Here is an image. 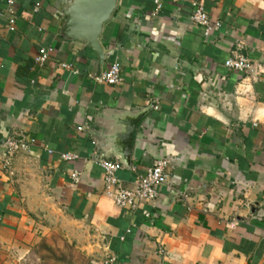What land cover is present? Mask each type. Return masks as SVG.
I'll use <instances>...</instances> for the list:
<instances>
[{"label": "crops", "instance_id": "obj_1", "mask_svg": "<svg viewBox=\"0 0 264 264\" xmlns=\"http://www.w3.org/2000/svg\"><path fill=\"white\" fill-rule=\"evenodd\" d=\"M13 1L0 0V264L42 242L81 264H264V0H203L221 24L208 36L193 0H158V13L157 0H117L104 61L67 35L83 0ZM238 56L254 74L226 68ZM112 63L122 82L97 83ZM139 116L128 166L121 121ZM9 137L31 145L4 170ZM158 159L168 183L154 202L122 210L105 195L100 160L131 189Z\"/></svg>", "mask_w": 264, "mask_h": 264}, {"label": "built area", "instance_id": "obj_2", "mask_svg": "<svg viewBox=\"0 0 264 264\" xmlns=\"http://www.w3.org/2000/svg\"><path fill=\"white\" fill-rule=\"evenodd\" d=\"M155 3V13H158L162 6L158 0ZM7 4L9 11H12L14 1L8 0ZM192 7L193 11L190 16L191 23L194 26L203 28L206 36L213 31H217L221 27L220 23H214L210 20L203 0H193ZM35 8L38 10L40 4L37 3ZM8 30L11 32L15 31L14 18L10 20ZM51 55L52 49L41 48L35 57V65L39 68L43 67L47 64ZM225 66L226 68L239 73H255L251 62L243 56L228 60L225 63ZM63 67L66 69L70 68L66 65ZM94 80L97 83L117 86L122 82L121 68L117 63H112L103 74L94 77ZM30 145L31 141L24 138H7L2 143V149L4 150L5 156L2 161V168L4 170H9L12 167L14 157L19 152L28 150ZM78 158L79 157L76 154L62 155L64 161H75L78 160ZM98 165L103 171L105 195L112 199L115 205L122 210H134L141 204L154 202L159 196L158 188L168 183V176L166 174L168 161L164 159L156 160L153 166L147 171L146 175L139 178L131 189H125L121 186L118 177L119 172L122 170L120 163L109 160H100ZM71 177L75 183L79 181V174L75 173Z\"/></svg>", "mask_w": 264, "mask_h": 264}, {"label": "water", "instance_id": "obj_3", "mask_svg": "<svg viewBox=\"0 0 264 264\" xmlns=\"http://www.w3.org/2000/svg\"><path fill=\"white\" fill-rule=\"evenodd\" d=\"M116 4L117 0H83L80 17L70 21L66 29L67 35L71 38L88 40L91 48L98 53L102 61L105 59V54L99 39L105 24L114 13ZM140 120L141 116L121 121L125 127V133L119 135L118 145L121 148L123 160L128 166H130L134 132Z\"/></svg>", "mask_w": 264, "mask_h": 264}, {"label": "rangeland", "instance_id": "obj_4", "mask_svg": "<svg viewBox=\"0 0 264 264\" xmlns=\"http://www.w3.org/2000/svg\"><path fill=\"white\" fill-rule=\"evenodd\" d=\"M44 244L51 251L41 247ZM83 260L78 256L74 248L65 247L62 243L47 244L42 242L32 248L30 254L18 264H81Z\"/></svg>", "mask_w": 264, "mask_h": 264}, {"label": "trees", "instance_id": "obj_5", "mask_svg": "<svg viewBox=\"0 0 264 264\" xmlns=\"http://www.w3.org/2000/svg\"><path fill=\"white\" fill-rule=\"evenodd\" d=\"M41 247H43V248L47 249L48 251H51V250H50V248L46 247L44 244H42V246H41Z\"/></svg>", "mask_w": 264, "mask_h": 264}]
</instances>
